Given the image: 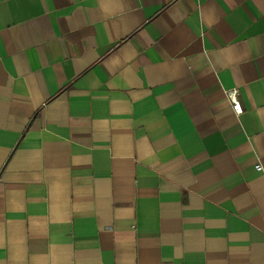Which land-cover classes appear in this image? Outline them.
<instances>
[{
	"label": "crops",
	"instance_id": "crops-1",
	"mask_svg": "<svg viewBox=\"0 0 264 264\" xmlns=\"http://www.w3.org/2000/svg\"><path fill=\"white\" fill-rule=\"evenodd\" d=\"M0 264H264V0H0Z\"/></svg>",
	"mask_w": 264,
	"mask_h": 264
},
{
	"label": "built area",
	"instance_id": "built-area-1",
	"mask_svg": "<svg viewBox=\"0 0 264 264\" xmlns=\"http://www.w3.org/2000/svg\"><path fill=\"white\" fill-rule=\"evenodd\" d=\"M224 94L226 96V98L228 99L229 103H230V107L232 109V111L235 114H238L241 112V107L239 105V102L237 100V92L236 89H229L224 91ZM255 169L260 171L262 169V166L260 164L255 165Z\"/></svg>",
	"mask_w": 264,
	"mask_h": 264
}]
</instances>
